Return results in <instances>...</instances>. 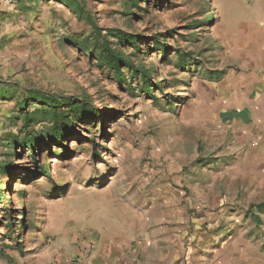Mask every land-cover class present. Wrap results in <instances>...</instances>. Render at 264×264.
<instances>
[{
    "label": "rangeland",
    "instance_id": "rangeland-1",
    "mask_svg": "<svg viewBox=\"0 0 264 264\" xmlns=\"http://www.w3.org/2000/svg\"><path fill=\"white\" fill-rule=\"evenodd\" d=\"M230 1L80 0L101 34L136 36V46L107 38L146 71L143 81L101 65L92 25L64 2L21 0L23 34L0 50V163L15 144L12 166L0 171V264H26L43 252L64 262L101 230L125 236V244L185 230V248L191 223L207 236L264 237V211L250 208L264 201L256 140L211 108L213 88L232 68L221 37ZM33 90L86 99L97 113L74 121L58 141L39 140L35 162L16 143L25 133L18 102Z\"/></svg>",
    "mask_w": 264,
    "mask_h": 264
},
{
    "label": "crops",
    "instance_id": "crops-1",
    "mask_svg": "<svg viewBox=\"0 0 264 264\" xmlns=\"http://www.w3.org/2000/svg\"><path fill=\"white\" fill-rule=\"evenodd\" d=\"M228 4L231 14H227L228 23L221 37L232 68L213 88L211 108L232 128L245 131L256 140L251 143L259 148V161L264 164V0H231ZM20 5L21 0L16 3L0 0V50H5L9 42H15L23 34L26 24L19 14ZM239 11L244 15L242 20L236 17ZM5 58L0 51V63ZM216 222L212 221L211 225ZM191 224L188 248L184 244L185 230L182 236L173 239L137 241L134 244L139 253L137 264H264V237L247 234L207 236L201 233V224ZM188 227L189 224L185 229ZM101 233H97L93 241L92 245L101 238L91 257L83 245L76 248L72 257L79 258L84 264L121 262L125 257L126 237L104 230ZM33 255L23 258V263L64 264L61 258H52L53 252Z\"/></svg>",
    "mask_w": 264,
    "mask_h": 264
},
{
    "label": "trees",
    "instance_id": "trees-1",
    "mask_svg": "<svg viewBox=\"0 0 264 264\" xmlns=\"http://www.w3.org/2000/svg\"><path fill=\"white\" fill-rule=\"evenodd\" d=\"M64 2L65 5L72 9L77 14V17L81 20H85L92 25L93 32L96 36L94 40L96 42V49L99 47L97 54V61L106 66L110 71L114 72L116 76L122 78L125 73H130L132 77L137 75L141 76L145 81L147 74L142 68H136L132 62L125 60L124 56L119 54L118 51L112 49L109 44L111 42L107 37H117V43L122 46L125 44H131L136 46V36L131 33L123 32L115 28H107L105 34H101L100 28L91 20L89 12H83V4L80 0H57ZM135 2L136 0H131ZM101 39L102 44H98ZM77 44V43H75ZM93 53V51H92ZM123 67L126 70H123ZM219 77V75H218ZM145 90H149V87L145 84L143 87ZM32 102L34 108L32 110H25L26 103ZM18 108L21 110L19 117L22 120L24 127V136L17 141L20 146L28 147L31 150L30 157L36 161L34 149L39 145V140L49 139L58 141L63 135L74 131V121H78L87 117L95 116L96 109L86 99H80L77 96L70 95L64 96L62 94L50 93L46 91H31L27 98L21 99L18 102ZM33 122L44 123L43 126L37 131L32 133L27 129ZM8 148L15 149V144L10 142ZM8 152L7 158L0 163V171L6 173L9 171L12 163L9 160L12 152ZM40 172L43 175H50L48 166H40ZM250 208H255L257 211H264V201H260L254 204H250ZM19 250V249H18Z\"/></svg>",
    "mask_w": 264,
    "mask_h": 264
},
{
    "label": "built area",
    "instance_id": "built-area-1",
    "mask_svg": "<svg viewBox=\"0 0 264 264\" xmlns=\"http://www.w3.org/2000/svg\"><path fill=\"white\" fill-rule=\"evenodd\" d=\"M17 0H7L9 3H16ZM92 244L86 246V248L90 251ZM139 259V253L137 251V247L134 244H127L125 247V257L118 264H137ZM64 264H84L82 260L77 257H68L64 260Z\"/></svg>",
    "mask_w": 264,
    "mask_h": 264
}]
</instances>
